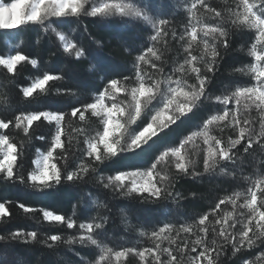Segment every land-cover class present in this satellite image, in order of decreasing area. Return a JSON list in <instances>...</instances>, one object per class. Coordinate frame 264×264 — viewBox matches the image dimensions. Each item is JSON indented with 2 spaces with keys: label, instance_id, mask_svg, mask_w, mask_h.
Returning a JSON list of instances; mask_svg holds the SVG:
<instances>
[{
  "label": "snow or ice",
  "instance_id": "1",
  "mask_svg": "<svg viewBox=\"0 0 264 264\" xmlns=\"http://www.w3.org/2000/svg\"><path fill=\"white\" fill-rule=\"evenodd\" d=\"M162 7V4L158 5L153 14L151 0H134L129 3L116 0H0V43L11 42L13 39L11 35L5 36L4 33L14 32L19 37L28 29L42 30L44 34H53L62 43L63 52L77 59L85 57V48L72 43L69 39L71 33L66 34L61 29L70 28L80 18L135 17L154 30V34L149 37L151 46L146 45V51H141L133 64L136 86L130 89L125 87L120 79L114 78L121 75L119 72L101 65L96 68V73L104 82L102 90L97 87L99 95L92 102L84 103L83 111L76 106H71L70 113L63 110L20 109V114L13 113L12 118H0V182L23 185L43 194L46 190L58 189V186L79 187L86 183L90 174H94L96 185L110 190L114 196L135 199L141 203H157L162 199L178 201L182 197L179 192L173 191L176 180L189 176L196 178L203 174L197 170L198 161L192 158L198 156L200 151L206 152L202 157L203 172H215L217 166L223 164L222 173L235 175L228 171V166L236 165L237 152L240 151L237 146L242 145V141L244 153H248L254 144L264 148V0H239L236 8L243 10L229 8L227 17L212 6L209 0H191L188 8L190 15L180 34L168 27L170 22L167 18H159L163 15L160 11ZM198 8L211 13L213 23H204L197 15ZM233 27L254 30L247 32L252 42L249 45L246 41L245 44L247 54L254 62L245 68L234 69L235 72L250 76L252 80L246 84L226 86L225 94L212 96L208 93V86L218 70L221 51L230 47L231 37L235 35ZM71 32H75V29H71ZM169 33L180 44L184 55L182 62H178L166 73L164 52L157 45H167ZM17 48L18 45L12 48L14 54L0 53V68L13 75L22 63H30L38 68L37 59L30 58ZM241 50H244L243 47ZM150 70H155V73ZM62 78L50 71H43L40 77L33 78L28 86L22 88V96L29 103L37 101L41 95L50 93L51 89L47 88L50 82ZM123 80L128 81L129 77L124 76ZM56 92L59 93L60 89H56ZM120 93L125 94L126 103L118 98ZM213 99L221 106L219 111L200 115L204 112V105ZM241 107L245 111L253 107L258 110L261 117L259 135L254 136L249 126L250 120L241 121ZM85 113L99 118L102 130H96L92 135L84 128L76 127L67 134L68 147L65 148L62 139L66 135L65 116L77 117L79 114L78 120L84 122ZM142 113L145 114L144 119L138 124ZM197 117L199 122L195 123ZM37 121L48 122V132L37 137L46 141V151L36 149L34 168L25 174L17 165L20 152L17 143L11 139V129L18 130L31 141L35 133L33 131L30 134V129ZM131 125L136 127L129 130L128 126ZM186 125L195 130L178 143L166 142L170 132ZM225 128L236 133L234 139L229 136L225 141L221 135L216 134L223 133ZM73 133L83 137L82 141H77L82 147L73 148ZM198 140L207 145L206 150H200ZM24 143V140L20 141L21 148ZM58 149L61 150L59 153ZM148 153L151 155L146 170H141L136 165H125L130 158ZM61 161L58 167L57 163ZM169 163L174 166L171 173L158 169V165ZM117 165L124 166L116 167ZM109 171L113 174L106 175ZM258 191L264 196V177L255 180L248 189L242 205L248 212L246 215L239 214L244 219L234 216L232 212L217 216L221 205L227 203L236 207L237 200L244 194L235 192L220 199L195 224L178 223L177 226L168 222L150 232L141 228L139 235L151 241L150 247H124L118 251L108 246L104 240L107 215H97L91 217L89 222L77 224L76 205L73 206L71 217L43 208H28L24 204L19 207L25 212L38 211L43 221L55 222L67 229L77 228V235L66 240L60 235H51L45 243L51 241L49 247L56 243L94 247L98 255L94 264H120L121 258L127 260L130 255L137 257L140 264H180V258L186 251L194 253L190 256V264H217L227 246H230L232 255L235 256L245 248L256 247L257 241L264 244V200L258 204ZM89 200L97 205L92 193H86L78 203L87 208ZM97 206L108 209V205L104 203ZM8 215L10 213L5 203H0V218ZM210 216L214 221L211 227L214 238L211 240L208 238L210 227L206 224ZM181 233L196 237L191 247L186 239L181 238ZM250 233L253 235L250 236ZM29 239L37 241L38 233L15 231L7 236L0 235V241L27 242ZM165 242L167 246H162ZM0 264H19V261L3 252L0 253ZM243 264H264V250L251 260L245 259Z\"/></svg>",
  "mask_w": 264,
  "mask_h": 264
},
{
  "label": "trees",
  "instance_id": "2",
  "mask_svg": "<svg viewBox=\"0 0 264 264\" xmlns=\"http://www.w3.org/2000/svg\"><path fill=\"white\" fill-rule=\"evenodd\" d=\"M4 2H11V0H4ZM151 2L153 14L156 13L158 5H163L160 9L163 15L159 18H167L170 22L168 27L180 34L182 24H179L178 21H180L181 14L174 9V0H151ZM231 2L232 0H209V3L215 6L218 11H221L225 17H227V9H235L229 6ZM199 11V16L205 17V19H213L211 13L204 15L201 10ZM208 23L212 22L209 21ZM230 24L231 22L229 21ZM71 29H75V32H71ZM61 30L66 34L71 33L69 39L72 43H78L85 48V57L79 59L69 57L63 52L62 43L53 34H44L42 30L28 29L19 37H16L14 32L4 33L5 36L11 35L13 39L11 42L0 43V53L5 55L14 54L12 48L18 45L17 50L30 58L37 59L39 70L30 63L18 65L15 75L7 73L6 70L0 68V118L6 116L12 118L13 113L20 114V109L27 111L63 110L70 113L71 106H76L81 107L83 111L82 105L92 102L94 97L99 95V92L96 91L97 87L102 90L104 84L98 77L96 68L102 65L107 69L119 72L121 75L114 78L123 82L124 76L133 77L135 71L133 64L136 56L141 54V51H146V45L150 46L148 26H145V24L134 17H83L77 23H73L70 28L65 27ZM233 31L235 35L231 37L230 47L221 51L222 58L219 59L218 70L208 86V93L212 96L225 94L226 86H231L234 83L246 84L252 80L250 76L234 71L237 68H245L253 62L252 58L247 54V47H245L246 41L249 45L252 42L247 35L250 30H241L233 27ZM37 40H39V43H37ZM242 47L244 50H241ZM157 48L164 52L165 71H169L175 60L180 58V47L171 38V33H169L167 45L158 44ZM93 65L96 67H93ZM43 71H50L51 74L62 76L63 78L50 82L47 86V88L51 89L50 93L41 95L39 100L29 103L23 98L21 90L23 87L28 86L33 78L40 77ZM156 75L158 76L159 74L157 73ZM56 89H60V92L57 93ZM71 93H75V95H71ZM213 105L209 106L206 103L204 112L200 115L210 114L213 111ZM78 116L79 114L77 117L65 116L66 135L62 137L65 148L68 147L67 134L76 127L84 128L87 133L92 135L95 134L96 130H102L99 118L90 117L88 113H85L86 120L80 122ZM194 122L198 123L199 117ZM191 128L187 125L180 129L173 127L175 130L170 132L166 142L176 136L188 134ZM48 130L47 121L34 122L32 129H30V134L33 131L35 134L32 136L31 141H28L23 133L11 129V139L17 143V149L20 152L17 165L25 174L34 168L33 162L36 159V149L43 152L46 151V141H41L37 137L46 134ZM219 135L226 138L222 133ZM21 140L25 141L23 148H21ZM78 140L82 141L83 137H78L73 133L72 145L74 149L82 147V145L77 143ZM243 144L244 142L242 141ZM242 145L237 146L240 151L237 152L236 165L228 166V171L234 172L235 175L223 173V178L213 180L208 177L209 174L205 175L202 172L203 174L196 178L191 176L178 178L173 189L174 192L181 194L182 198L178 201L162 199L157 203H141L135 199L114 196L110 190L96 185V176L94 174H90L86 178V183L79 187L71 185L58 186V189H49L43 194H38L33 189L23 185L0 182V203H5L10 213V215L0 218V235L7 236L15 231L24 233L36 231L38 233L37 241L30 239L27 242L24 240L0 241V253H9L11 257L19 261V264H94L98 259L97 250L94 247H85L79 244L69 245L67 243H56L49 247L52 242L48 241V243H45L49 236L60 235L66 240L73 235H77L78 229H67L58 223L43 221L38 211L25 212L24 209L19 207L20 204L33 209H47L66 217L72 216L73 206L76 205L75 218L77 219V224L89 222L91 217L97 215H107L108 223L105 226L104 240L108 246L113 247L116 251L124 247H150L151 241L139 235L141 228L150 232L154 228L162 227L164 223L168 222L177 224V226L178 223L195 224L200 216L208 213L220 199L229 196V192L246 188L247 179L245 178L249 177V175L251 177L255 169L260 166L251 167V158L255 155L257 156V154L259 155L264 148L254 144L248 153H244ZM60 151L58 149L57 153ZM150 155L151 153L132 157L125 162V165H136L142 168L149 163ZM60 163L62 161L57 163L58 167ZM123 166L117 165L116 167ZM222 167H224L223 164L217 166L215 171L221 172ZM105 174L111 175L113 172L109 171ZM86 193H92L97 200V205L101 203L107 204L108 209L99 208L97 205H93L90 200L87 208H85L84 204L78 203ZM262 200H264V196L260 193L258 204ZM237 208V204L233 208L226 203L221 205V210L217 213V216L228 212H232L234 216H237ZM206 224L210 227L208 238L211 240L214 238L211 233V227L214 224L212 216L209 217V221H206ZM239 227L240 225L238 224L237 228ZM173 235H175V232H173ZM251 235L253 233H250ZM181 238L187 240L189 247L193 245L196 239L195 236H186L184 233H181ZM219 243L218 240L217 244L219 245ZM162 246H167V242ZM262 250H264V244H260L257 241L256 247L252 249L245 248L241 253L233 256L230 246H227L224 255L221 256L217 264H243L245 259H253ZM191 255H194V253L186 251L183 257L180 258V264H190ZM120 264H140V262L137 257L130 255L127 260L121 258Z\"/></svg>",
  "mask_w": 264,
  "mask_h": 264
},
{
  "label": "rangeland",
  "instance_id": "3",
  "mask_svg": "<svg viewBox=\"0 0 264 264\" xmlns=\"http://www.w3.org/2000/svg\"><path fill=\"white\" fill-rule=\"evenodd\" d=\"M132 1H134V0H116V2H123V3H129V2H132ZM238 2H239V0H232V2L229 3L230 5L229 4L228 5L231 6L232 8L237 9L236 8V5H237ZM190 3H191V0H174V9L177 12H180V14H181L180 21H178L179 24H182L183 25V26L181 25V29H182V30H180L181 32L184 30V27L186 26V23H187L188 16L190 15V13H188V8L190 6ZM242 10H243L242 8L237 9V11H242ZM199 12L200 11H199V8H198L197 9V15L198 16H199ZM202 12H203L204 15H208V13L206 14V12H204V11H202ZM199 17L204 21V23H208L209 21H211L213 23V19H211V18L205 19V17H201V16H199ZM136 20H138V19L136 18ZM138 21L141 22V23H143V24H145V26H148V28H149L148 36L149 37L154 34V30L151 28L150 25L144 23L143 21H140V20H138ZM217 22H219V21H217ZM250 31H253L254 32V30H250ZM149 37H148L149 45L151 46L152 42L150 41ZM177 44L180 47V44L179 43H177ZM180 50H181V55L179 56L180 58H177L175 60V62L173 63L172 67L176 66L178 62H182L184 53H183V50L181 49V47H180ZM252 61H253V58H252ZM142 67H145V66H142ZM150 71L153 72V73L155 72V70H150ZM169 71H165V72L167 73ZM190 82H192V81H190ZM252 82H254V81H252ZM122 84H124V86L127 87V88H129V89L131 87L136 86L135 83H134V73H133V77L132 78H129L128 81H123ZM161 87L163 88V85ZM124 96H125L124 93L118 94V98L121 99V100H123L124 103H126L127 101L124 100ZM107 102L108 101H106V103ZM207 104H209V106L212 105V104H214L213 105L214 108L212 109L213 111L210 114H212V113H214L216 111H219V109L221 107V106H219L217 104V102L214 99L212 101L207 102ZM229 107H231V105ZM144 115L145 114L142 113L141 118L137 121L138 124L144 119ZM240 118H241V121H243V119L250 120L251 121V125H249V126L252 128V131H253L254 136L255 135H259V133L261 131V128H260L261 117H260V114H259V112H258L257 109H255L253 107L252 109H250L248 111H245L243 109V107H241V109H240ZM128 127H129V130H130L131 128L136 127V125H131V126H128ZM173 127H175V126H173ZM192 130H195V129L194 128H191L190 131L188 132V134H190V132ZM188 134H185V135H188ZM216 134L219 135L221 133L217 132ZM222 134H224V136H226V138H223L225 141L227 140V138L229 136H231L234 139L235 138V135H236L235 132H233L231 129H228V128H225ZM161 135H163V134H161ZM185 135L176 136L175 138H171V140L169 142H167V143H178L179 140L183 139V137ZM197 144H199L200 150H206L207 149V145H204L202 141L198 140L197 141ZM195 151H198V150H195ZM41 152H43V151H41ZM205 154H206L205 151H200V154L198 156H193L192 157L193 159H196L198 161L197 170L198 171L200 170L201 172H203L202 157ZM263 160H264V149L262 151H260V154L259 155L257 154V156L255 155L253 158H251V162H252V166L251 167L254 168V166H256V165H260V166L257 167V169H255V172L253 173V175H251V177H250V175H249V177H247V180H246L247 186H246V188L245 189H236L233 192H229V194H228V195H232L235 192H239V193L244 194V195L241 196L240 199L237 200V203H236L238 205V208H237V216H239L240 213H244L246 215L247 212H248V209H246V208H244L242 206L243 203H244V198H245V196L248 193V189L250 187H252V185L255 182V180H257V179H259L261 177H264V165H262V164H264ZM148 166H149V163L147 165H145L144 167L140 168V169L141 170H146V168ZM173 167L174 166L171 163H169L167 165H158V169H162L163 171L169 172V173L173 171ZM203 173L205 175H208L209 174L208 177L210 179H213V180H217L219 178H223L224 177L223 176V173L217 172V171H215V172H207V173L203 172ZM260 193L261 192H259V191L257 192V197H259V194ZM239 218L240 219H244L243 216H239Z\"/></svg>",
  "mask_w": 264,
  "mask_h": 264
}]
</instances>
